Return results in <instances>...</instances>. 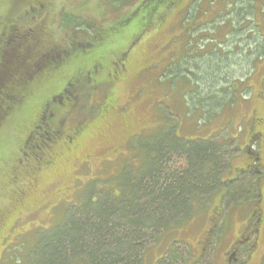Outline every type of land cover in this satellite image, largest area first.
<instances>
[{"label": "rangeland", "instance_id": "rangeland-1", "mask_svg": "<svg viewBox=\"0 0 264 264\" xmlns=\"http://www.w3.org/2000/svg\"><path fill=\"white\" fill-rule=\"evenodd\" d=\"M194 1L197 4L199 1L200 4L206 2L204 6L208 5V0H175L174 8L167 12L166 21L161 27L152 28L138 40L128 56L123 54L117 57L120 59L116 61L114 72L111 65L104 74H98L96 88L85 90L82 85L76 94L74 107L69 111L61 109L69 114H62L58 121L56 116L60 115L58 110L54 111L53 119L58 122L56 126L48 121L42 125L43 130L37 124L30 126L25 117L26 109H23L17 122L8 126L10 130L0 133V154H5L0 157V264H28L37 237L64 218L66 209L80 206L79 203L91 193L95 201H100L105 195H112L110 190L116 189L114 181L117 178L120 181L128 178L124 165L131 160L129 166H132L144 158L141 154L139 157H130L129 146H132L133 151H140L137 143L148 144L152 129L160 124H163L162 128H167L173 123L182 137H216L220 142H229L234 151L231 149L228 169L221 178V187L217 192L209 197L196 198L185 217L170 222L167 225L169 228L159 230L146 240L143 264H156L157 259H164V264H264V224L259 227L249 224H253V220H250L253 209L260 207L264 219V56L258 59L255 67L243 65V71L236 70L235 74L230 75L231 82L238 83L254 70L251 80L247 82L250 86L248 97L241 87L234 101L218 111V114L205 116L200 110L185 111L192 117L185 119L184 106L179 99H175L181 97L178 82L170 81L164 89L157 87L156 83V87L152 86L155 76L166 68L174 54L172 49H180V45L171 48V44L179 40L176 12L187 6L189 10ZM41 2L43 5L35 6L36 12L34 9L30 15L25 14L26 10L19 15L13 10L14 14L9 15L10 22L6 17V25L11 26L16 21L21 31L44 19L45 29L50 32V39L56 48L60 45L66 47L64 43L67 36L75 29L68 24L71 18L66 23L60 18L61 13L72 11L74 19L82 17L84 23H104L89 10L97 3L92 0ZM21 6L25 7V4ZM25 8L32 9L30 3ZM254 16L251 14L256 24H261V15L254 13ZM251 17H247L245 22L248 25ZM109 19L110 22L111 19L112 22L115 20V12L109 14ZM135 27L131 25L129 29H120L122 34L115 38L118 37L119 43L127 46V41L134 38ZM257 29L261 35V38L258 36L259 43L264 45V29ZM222 31L229 40L232 34L227 32L228 28ZM234 40L237 42L241 39ZM107 58H111L109 53ZM119 62H124V70L120 71ZM80 65L73 61L59 75V82L43 84L44 89L38 95L32 113L46 100L51 102L52 108L60 107V102H54L53 97L69 77L75 76ZM156 70L157 74L143 78L146 73L151 74ZM116 76L119 78L116 79ZM165 81L160 79L159 85ZM171 99L175 103L170 102V108ZM226 99L225 103H228L230 98ZM103 103L106 105L105 110H101ZM1 117L2 126L4 117ZM70 120L80 121L87 131L79 142V149H74V154L68 155L60 146L52 147V142L47 140L49 147H37L43 132L51 133L49 139L59 137L60 127ZM16 127L19 133H16ZM69 127L72 125H68V131ZM31 128L35 131L30 144L32 148L16 143L25 137L23 129L25 133ZM61 133L64 134L63 130ZM253 134L255 136L251 138ZM139 135L141 137L137 138ZM64 137L61 135L58 142L63 143ZM51 149H54L56 157H47ZM25 152L29 154L26 156ZM176 166L180 165L175 164L171 168ZM135 167L134 164L132 168ZM117 188L121 190L120 186ZM244 223L248 224L247 228ZM238 239L242 242L238 243ZM230 249L235 252L232 253ZM180 257L184 259L183 263ZM171 258L174 260L170 263Z\"/></svg>", "mask_w": 264, "mask_h": 264}, {"label": "trees", "instance_id": "trees-1", "mask_svg": "<svg viewBox=\"0 0 264 264\" xmlns=\"http://www.w3.org/2000/svg\"><path fill=\"white\" fill-rule=\"evenodd\" d=\"M2 1L0 0V56L8 46L15 45L18 58L10 55L17 66L12 72H4L12 77L3 81V88L0 89V116L4 117L0 133L10 130L8 126L17 122L23 109H26V120L32 126L38 111L32 113L35 101L44 87L38 89L53 78L60 81L61 73H58V68L65 70L73 61L79 62L81 65L75 71V76L69 77L64 86L70 82L79 86L83 82L85 89L91 87V84L85 82L90 71L94 72L92 74L95 79L111 65L114 72L120 59L117 57L123 54L128 56L138 40L152 28L161 27L166 21L167 12L174 8L172 6L175 0H92L97 3L88 9L104 23H84L82 17L75 20L72 11L61 13L60 18L66 20V23L71 18L68 24L75 29L67 36L64 43L66 47L60 45L56 48L52 38L50 39V32L45 29L44 19L21 31V26H17L16 21L11 26L6 25V17L9 20V15L14 14L13 10H16L17 15L25 10V14L30 15L35 6L43 5L41 0H24L21 3H18L19 0H6L3 4ZM222 1L223 3L221 0H208L207 6H204L206 2L200 4L199 1V5L194 1L189 10V6L178 9L176 28L180 29L177 36L179 40L176 44L172 43L171 48L180 45V49H172L174 54L166 68L159 73L156 70L143 75L145 78L158 73L152 86L156 87V83L162 89L170 81L178 82L181 97L175 99L183 104V112L200 110L205 116L218 114V111L234 101L241 87L245 95H249L250 86L247 82L251 80L254 70L238 83L231 82L230 75L235 74L236 70H242L243 65L255 67L258 59L264 56V45L259 43L258 36L261 38V35L257 29H264V0ZM29 3L32 9L27 10L25 7ZM23 4L25 7L21 6ZM111 12H115L113 22L109 19ZM254 13L261 15V24H256L252 19L251 14L254 16ZM247 17H251L250 25L245 23ZM131 25L136 26L134 38L128 40L124 47L125 43H119L120 39L115 37L122 34L120 29H129ZM227 28V32L232 34L229 40L222 31ZM248 31L253 32L247 34ZM234 38L241 40L236 42ZM108 53L111 58H107ZM118 64L121 71L124 62ZM47 75L51 78L44 82V76ZM160 79L166 80V83L159 85ZM244 85L248 87L244 88ZM5 88L14 90L6 92ZM33 94H36L35 98ZM226 98H230L228 103H225L228 100ZM170 102L174 101H169L171 108ZM105 106L103 103L101 110H105ZM189 112L183 114L185 119L192 118ZM79 122L70 120L66 123L74 127ZM162 126L160 124L151 130L152 138L148 144L137 143L140 151H133L132 146L128 147L130 157H139L141 154L144 158L134 163L135 168H132L134 164L129 166L131 160L124 165L125 173L129 176L124 180L117 178L114 181L116 189L110 190L112 195L100 196L101 200L95 201L92 193L89 194L90 197L81 199L80 206L72 207V210L66 209L64 218L37 237L28 264H143L144 246L149 237L166 227L165 231L170 222L185 217L196 198L209 197L217 192L221 187V178L228 169L231 149L234 151L229 142H220L216 137L185 138L177 133V125L174 123L167 128ZM83 128L85 135L86 127L78 125L69 130L68 134L72 135ZM17 130L16 127L15 131L19 133ZM22 133L26 135L27 132L25 130L24 133L23 129ZM61 135L62 133L58 134L59 137ZM253 136L255 135L251 138ZM59 137L54 140H59ZM23 140L21 137L16 143L23 146ZM63 140H67L66 135ZM136 152L139 154L136 155ZM74 153L75 150L68 155ZM4 155L0 154V157ZM167 164L180 166L171 168ZM119 186L121 190H118ZM173 260L171 258L170 263ZM180 260L184 262L183 258ZM163 261L165 260H160L159 264H164Z\"/></svg>", "mask_w": 264, "mask_h": 264}, {"label": "flooded vegetation", "instance_id": "flooded-vegetation-1", "mask_svg": "<svg viewBox=\"0 0 264 264\" xmlns=\"http://www.w3.org/2000/svg\"><path fill=\"white\" fill-rule=\"evenodd\" d=\"M31 31V29H29ZM1 37V36H0ZM14 35L11 37V40L13 39ZM17 47L15 45H13V47H10L9 49H6V51H2V54L0 56V89L3 88V81H8V78L12 77L11 75H9L8 73H4L5 71H8V72H12L16 66H17V63L16 61L14 60L13 57H10V55L18 58V53H17ZM1 53V51H0ZM5 54L7 57H4ZM122 70H124V66H122ZM62 69V68H61ZM60 68H58V73H62L63 71H65L67 68L62 69L61 70ZM95 72H97L96 70H94ZM94 72L90 71V73H88V75L86 76V80L85 79H82V81L85 80V82L87 84H91V88H96L95 87V82H96V79L93 77V74ZM46 79H44V82H47L49 81V79L51 77H48L47 76H44ZM119 78L118 76H116V79ZM51 81V84H55L57 82L56 79H52L50 80ZM47 82V83H50ZM43 82V83H44ZM46 83V84H47ZM45 85V84H44ZM44 85H41L39 87L38 90L42 89L44 87ZM83 85V82L78 86V84H72L71 82L66 85V87L64 86L63 88H61V90L56 93V95L53 97V101L56 102V101H59L60 102V107H55V108H52V104L50 101H44L42 103V105L40 106V108L38 109L37 111V115L35 116V122L32 124V127H34L36 124L39 125L40 129L43 130V127L42 125H44V123H46L47 121L49 123H52L54 126L57 125V120L56 119H53V117H55V114H54V111H57L58 110V114L60 116H56V118L60 119V117L62 116V114H66L71 108L74 107V103H75V100L77 98L76 94L79 92L80 88L82 87ZM89 89V88H88ZM14 89H7L5 88V91L6 92H10ZM86 90V89H85ZM1 93V91H0ZM8 95H11L10 93ZM34 95V94H33ZM32 95V96H33ZM48 102V103H47ZM70 102V103H69ZM61 109L63 110H67L68 111L66 112H63ZM69 114V112H68ZM31 124V123H30ZM83 123H78L77 125L80 127V126H84L82 125ZM77 125H75L74 127H69V130L75 128ZM67 123H65L64 126L60 127V130L58 131L59 134L61 133V130H63L64 134H62L63 136L66 135V137L68 138L67 140H63V143H61V145H59L58 143V140H54V137L53 138H50L49 139V134L51 133H48V132H43L41 136V143L40 144H36L37 147L39 148L42 147V145H47V141L49 142H52V147L53 146H60L63 148V152L65 153H69V152H73L74 149H79L80 147V141L83 139V136H84V129H81L80 130H77L75 132H73L72 135H69L68 134V130H67ZM85 127V126H84ZM35 133V131L33 130V128L29 129L24 137V140H23V147L24 146H27L28 148L30 147V144L32 143V139H33V134ZM28 139V141L26 142V140ZM47 147H49L47 145ZM26 156L27 152L24 153ZM47 157H56V153H54V149H51V151L48 153ZM250 220L252 221L253 220V224L252 222H250L249 224L250 225H253L255 227H259V226H263L264 224V219L262 218V213H261V209L260 207L257 208V209H253L250 213ZM244 227L247 228L248 224L247 223H244ZM244 239V238H243ZM238 243H241L242 241L240 239L237 240ZM233 249V247H232ZM230 249V251L232 253H234L235 251ZM232 253H230L232 255Z\"/></svg>", "mask_w": 264, "mask_h": 264}]
</instances>
